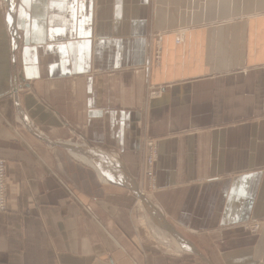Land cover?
<instances>
[{"label": "crops", "instance_id": "0c3cea01", "mask_svg": "<svg viewBox=\"0 0 264 264\" xmlns=\"http://www.w3.org/2000/svg\"><path fill=\"white\" fill-rule=\"evenodd\" d=\"M0 157V264H264V0H0Z\"/></svg>", "mask_w": 264, "mask_h": 264}, {"label": "rangeland", "instance_id": "374dc122", "mask_svg": "<svg viewBox=\"0 0 264 264\" xmlns=\"http://www.w3.org/2000/svg\"><path fill=\"white\" fill-rule=\"evenodd\" d=\"M156 38H157V40H159L158 39V36H156ZM160 90H161L160 88H157V89H155V88L149 89L147 96L149 98L155 97V96H157L160 93ZM20 124L21 125L23 124L25 127H27V129L29 131H31L32 134H34L36 136H39L43 140V143L46 146H52V143H49V140H51V139H48L45 134L43 135L40 130H37L35 127H28L25 123H21L20 122ZM55 144L56 145H59V146H62V145L65 146V145H67L66 146L67 147L66 152L69 155H71L72 157H75L78 160H80L81 158L78 157L77 155H75L74 153H71V151L74 150V151H76L78 153H82V152H85V151H88V152L90 151L91 153H93L95 155L96 152H98V151L100 152V151H102L103 148H107V147H105L103 145H98V144H96V145L93 146V143H90V141L87 140V138L84 136V134L79 129L78 130L77 129H75V130L72 129L71 134H70V138H67L65 140H57V141H55ZM95 149L97 151H95ZM106 150L108 152L111 151L108 148ZM89 155L92 156L91 154H89ZM0 158L1 159H4L2 157H0ZM143 165H144V157H143ZM145 171H146V168L142 167V170H141V172H142L141 173L142 174V177L141 178L142 179H141V183H140L142 187H140V189L144 192V195H145V197L142 198V203H143V207L142 208L143 209L141 211L139 210L138 201H137V198L138 197H137V194L134 193V195H135L136 198H135V205L133 207V209H134L133 211L136 212V213H140V214L144 215L145 217L147 216V218L149 220V224L151 225V234H150V237H151L154 245H156L157 247H161L162 249H164L165 251H167L170 254L181 255V253L183 251H186V245H183V243H182L181 245L179 244L180 247H176L174 244H172L171 241H170V238H171L172 235H171V231L168 229V226L165 225V224L158 223V220L157 219H153V218H151L149 216L150 209L148 208V206L150 208H152V207L155 208V206L151 204L153 201L150 200V198H149V196L151 195V193L154 192V190H149V187L151 186V182L154 179V177L151 180H149V177L147 176V174H146ZM5 174L6 175H5V181H4V187H5V189H4V191H5L4 196H5L6 209L4 211H0V213H5L7 211V209H8L7 163H6ZM154 174H155V171H154ZM145 188L147 190H149V191L148 192H145V190H143ZM150 189H151V187H150ZM147 198H149V200ZM87 210H90V209L87 207ZM157 216L160 217V219L163 220V222L165 221L163 219V215L160 213V211L158 212ZM249 232L251 234H253V233H256L257 231L251 232V230H250ZM187 248H189V247H187Z\"/></svg>", "mask_w": 264, "mask_h": 264}, {"label": "built area", "instance_id": "2783aa9c", "mask_svg": "<svg viewBox=\"0 0 264 264\" xmlns=\"http://www.w3.org/2000/svg\"><path fill=\"white\" fill-rule=\"evenodd\" d=\"M160 36H158V39ZM179 39H176L178 41ZM145 144V151H144V165L143 167L146 168V174L149 177V180H151L153 177L154 179L151 182V189L149 187V190H156V184H155V174H154V165L155 160L157 157V151H158V143L156 138L147 137L144 139ZM5 169H6V161L4 159L0 158V211H4L6 209L5 205V196H4V181H5ZM145 192H148L146 188L143 189ZM249 231L255 232L260 227V222L253 221L249 224H246L245 226Z\"/></svg>", "mask_w": 264, "mask_h": 264}, {"label": "bare ground", "instance_id": "6f19581e", "mask_svg": "<svg viewBox=\"0 0 264 264\" xmlns=\"http://www.w3.org/2000/svg\"><path fill=\"white\" fill-rule=\"evenodd\" d=\"M75 153H76V152H75ZM77 154H78V153H77ZM140 192H141V191H140ZM143 193H144V192H143ZM140 198H141V197L139 196V199H138V201H139V202H138V203H139V204H138L139 207H141V201H140ZM143 222H144V221H143ZM161 233H162V232H161ZM170 241H171V243L174 244L176 247H180V245H179L180 243L176 240V238H172V237H171V238H170Z\"/></svg>", "mask_w": 264, "mask_h": 264}, {"label": "water", "instance_id": "95a60500", "mask_svg": "<svg viewBox=\"0 0 264 264\" xmlns=\"http://www.w3.org/2000/svg\"><path fill=\"white\" fill-rule=\"evenodd\" d=\"M165 224V223H164Z\"/></svg>", "mask_w": 264, "mask_h": 264}]
</instances>
